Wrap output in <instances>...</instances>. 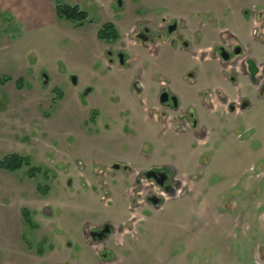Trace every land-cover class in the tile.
I'll use <instances>...</instances> for the list:
<instances>
[{"label":"rangeland","instance_id":"obj_1","mask_svg":"<svg viewBox=\"0 0 264 264\" xmlns=\"http://www.w3.org/2000/svg\"><path fill=\"white\" fill-rule=\"evenodd\" d=\"M44 1L53 11L57 3L78 6L87 20L79 24L55 15L33 23L17 21L9 11L0 17V78L12 79L0 86V160L16 153L44 171L30 177L29 167L16 172L0 169V264H257L256 256L263 260L264 237L259 234L264 225V101L244 117H228L224 124L205 121V144L189 131L162 134L157 124L147 122L144 106L150 107L164 86L184 97L210 82L229 88L216 63L159 43L154 52L142 48L133 53L130 68L118 71L115 65L106 70L93 35L107 22L123 20L122 27L117 22L116 26L129 33L137 20L156 25L163 18L182 19L188 26L184 36L190 39L193 33L199 36L193 28L197 21L226 25L223 19H212L209 10L215 5L227 15L246 4L264 8V0H122V7L119 0L105 6L96 0ZM208 32L199 36V47L217 37V32ZM44 71L48 83L40 75ZM189 73L196 75L195 84ZM69 75L78 78L77 86ZM19 77L25 83L21 89L14 84ZM136 82L140 93L133 89ZM87 89L91 92L82 101L79 95ZM84 103L114 114L109 123L104 119L110 124L107 130L100 131L101 122L89 130L84 127L91 112L78 109ZM79 161L84 168H78ZM91 162L102 167L125 163L137 171L154 163L175 164L178 173L172 181L178 189L163 195L160 207L137 203L126 211V200L144 199L152 193L149 186L129 194L127 173L110 171L104 178ZM23 209L33 227L24 223ZM105 223L113 227L112 234L92 244L87 230ZM103 250L111 254L107 260L100 257Z\"/></svg>","mask_w":264,"mask_h":264},{"label":"flooded vegetation","instance_id":"obj_2","mask_svg":"<svg viewBox=\"0 0 264 264\" xmlns=\"http://www.w3.org/2000/svg\"><path fill=\"white\" fill-rule=\"evenodd\" d=\"M96 1L100 3L101 1L104 2V5L102 3L101 6H105L109 3V5H111V0H107L106 2L105 0ZM119 6L122 7V0H119ZM240 12L244 22L248 24L249 36L253 43L248 46L239 42L229 33L218 35L219 25L217 26L215 21L213 23L210 21L206 23L209 24L211 32H217V42L212 44V41L215 39H211V43L205 48L199 47L201 44L199 36L203 33L201 30L202 21H200L201 23L197 21V23H195L197 27H193L195 31L199 33V36L193 33V35L189 37L190 39H188V36H184V32L188 26L182 19L175 21V19L166 20L161 18L156 25L152 24V21L147 19L137 20L129 33L122 32L121 30V22L123 20L119 22L116 21L117 24H120L121 31L117 28L116 22H107L114 26L118 36L116 39H111L109 41L99 39L97 36L102 26L107 24L103 23L98 27L96 33L97 39L106 46L102 51L100 57L101 61L106 70H109V68L115 65L118 67L116 69L118 71L128 69L130 68V63L134 56L133 53H137L142 48L154 52L159 43H166L170 46H177L179 49L203 55V58L216 63L215 65L220 69V74L224 82L229 84V88L219 84L215 85L213 82H210L205 85L206 87L204 90L197 89L192 93L191 97H184L183 94H177L168 86H164L158 91L157 99L152 103V108H149L146 112L144 111L147 122L150 124H157L162 134L178 136L189 131L191 135L197 138L198 143L205 144L206 140H208V135H206L208 134V129L205 121H209V124H212L211 121L224 124L222 121H226L228 117H233V119L244 117V114H248L255 109L259 100L262 99L264 101V8H258V5L251 4L243 6ZM191 22H195L194 18H192ZM59 71L64 73L63 67L60 66ZM40 75L43 77L44 82L48 83V74L44 71L41 72ZM4 77H8L9 80L0 86L12 80L9 76H3L0 79ZM188 78L195 84V74L189 73ZM19 79L22 80L21 87L25 86L22 77L16 79L14 84L16 88L21 89V87L16 85ZM69 79L74 86L78 85V78L76 76L69 75ZM133 89L135 92L140 93V83L136 82L133 85ZM90 92L91 89H87L86 92H81L79 95L80 99L84 101ZM60 94L61 93H59V96H61ZM84 104H81L82 106H79L78 109H87L88 114L89 110H91L90 115L83 121L84 127L89 130V127L94 128L101 122L102 129L100 131L107 130L110 125L108 124V118H114V114H110L108 113L109 111L106 112L102 109L91 108V106H87V103ZM104 119H106L108 123L104 121ZM93 132L96 134L99 131L93 130ZM237 138L238 140L240 139L239 134ZM80 163L82 164L81 161L77 162V165ZM94 165L99 166L96 168L98 176L104 178H107L110 171L119 172L120 169H122V171L127 173V176H125L127 177L126 180L129 181V186L126 189H129V194L134 193V190L140 188V186H149L152 193L147 194L144 199L138 202L135 198H129L128 201L126 200V211H130L137 203L160 207L163 203V195L172 194L178 189V186L176 188V182L172 181V177L178 172L177 165L175 164L154 163L139 171L132 169L125 163L119 162H111L104 167L99 165V163L91 162V166ZM83 166L82 164L78 168L82 169ZM23 167H29V170L33 166H31L30 161L29 166ZM42 171L41 169L40 172ZM148 174L149 178L147 177ZM185 182L186 184L189 183L188 181ZM103 195L106 197L107 193L103 191ZM101 198L104 200V197ZM153 199L155 201H153ZM44 213L47 214L48 210L45 209ZM132 214L133 213H131V215ZM140 215H144L142 211ZM105 229H107V231H105ZM112 232L113 227L105 223L99 228L94 227L93 229L87 230V237L92 244H98L105 241ZM100 257L103 260H107L111 257V254L103 250L100 253Z\"/></svg>","mask_w":264,"mask_h":264},{"label":"crops","instance_id":"obj_3","mask_svg":"<svg viewBox=\"0 0 264 264\" xmlns=\"http://www.w3.org/2000/svg\"><path fill=\"white\" fill-rule=\"evenodd\" d=\"M9 1L10 0H0V13H2L0 17H4L5 13L9 11V14H12L14 16V19L17 21L43 23L45 21L52 20V16H55V12L52 9V5L48 4V2L44 0H11L12 3L8 6ZM102 3L104 5V2L101 1L100 4L102 5ZM217 3L220 4L221 2L219 1ZM243 6H241L238 9H234V8L231 9L229 11V14L227 15H224L222 9L217 8L218 7L217 5H215L212 11L209 10V12L214 13L213 15L214 18H212L213 20L217 19V21H221V19H223L226 21V25L224 27L218 26V35L223 33H229L232 36H234L239 42L248 46L249 44H253V43H252V39L249 36L248 24L244 22V19L241 16L240 10ZM228 8L231 7L228 6ZM209 21L212 22L211 20ZM82 28L83 26L81 27V29ZM209 29L210 27L208 23H203V22L201 23V30L203 33L206 34V31ZM97 31H98V27L94 30L93 40L95 44L98 46V56L101 57L102 51L105 49L106 46L103 42L97 39L96 36ZM208 33L210 34L211 32ZM216 42L217 40L215 38V40L212 41V44H215ZM150 106L151 107L144 106V111L146 112V110L152 108V105ZM259 235L264 237V225L261 226Z\"/></svg>","mask_w":264,"mask_h":264},{"label":"trees","instance_id":"obj_4","mask_svg":"<svg viewBox=\"0 0 264 264\" xmlns=\"http://www.w3.org/2000/svg\"><path fill=\"white\" fill-rule=\"evenodd\" d=\"M55 15L57 19L60 20H67L70 22H78L81 24L82 22L86 21L87 15L85 12L81 11L77 6H69V5H61V4H56L54 7ZM99 39L109 41L111 39H116L117 32L112 24H104L102 28L99 30L97 34ZM9 80L8 77H4L0 79V85L4 84ZM22 80L19 79L16 82V85L18 87H21ZM30 165V160L28 157H23L17 154H10L7 156H4L0 160V169L8 171V172H15L20 170L23 166H29ZM41 169L32 167L28 170V175L30 177L35 176L36 173H40ZM22 217L23 221L26 225L29 227H33L34 224L31 221V218L29 216V212L27 210H22Z\"/></svg>","mask_w":264,"mask_h":264},{"label":"water","instance_id":"obj_5","mask_svg":"<svg viewBox=\"0 0 264 264\" xmlns=\"http://www.w3.org/2000/svg\"><path fill=\"white\" fill-rule=\"evenodd\" d=\"M147 177L149 178V174L147 175ZM153 201H155V200L153 199ZM105 231H107V229H105ZM256 260H257L258 263H262L261 260L258 258V256H256Z\"/></svg>","mask_w":264,"mask_h":264},{"label":"built area","instance_id":"obj_6","mask_svg":"<svg viewBox=\"0 0 264 264\" xmlns=\"http://www.w3.org/2000/svg\"><path fill=\"white\" fill-rule=\"evenodd\" d=\"M262 264H264V262Z\"/></svg>","mask_w":264,"mask_h":264}]
</instances>
